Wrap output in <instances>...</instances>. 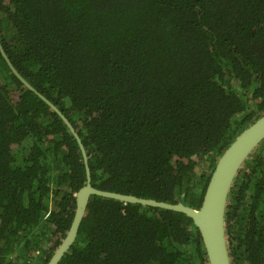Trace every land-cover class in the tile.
<instances>
[{"label":"trees","instance_id":"16d2710c","mask_svg":"<svg viewBox=\"0 0 264 264\" xmlns=\"http://www.w3.org/2000/svg\"><path fill=\"white\" fill-rule=\"evenodd\" d=\"M0 44L74 127L99 189L198 208L264 114V0H0ZM85 181L68 126L0 54V264H46ZM225 234L232 264H264V139L234 178ZM57 264L208 260L187 215L91 195Z\"/></svg>","mask_w":264,"mask_h":264},{"label":"water","instance_id":"95a60500","mask_svg":"<svg viewBox=\"0 0 264 264\" xmlns=\"http://www.w3.org/2000/svg\"><path fill=\"white\" fill-rule=\"evenodd\" d=\"M0 54L5 59L13 74L60 115L75 137L85 165L86 181L76 194V204L70 226L65 234V237L57 246L46 264H57L69 246L73 243L80 223L83 219L88 199L91 195L181 212L190 217L193 224L199 230L206 251L208 264H232L225 234V212L227 200L234 178L243 162L249 156L251 151L264 139V114L237 134L233 141L219 156L207 183L201 204L198 208H194L181 201L172 203L158 201L153 198L139 197L133 194L103 190L96 188L91 184L90 169L85 147L69 120L64 114H62L55 104L36 91L19 74L1 44Z\"/></svg>","mask_w":264,"mask_h":264},{"label":"flooded vegetation","instance_id":"af4514ba","mask_svg":"<svg viewBox=\"0 0 264 264\" xmlns=\"http://www.w3.org/2000/svg\"><path fill=\"white\" fill-rule=\"evenodd\" d=\"M38 253V251L36 252V254ZM39 254V253H38Z\"/></svg>","mask_w":264,"mask_h":264}]
</instances>
